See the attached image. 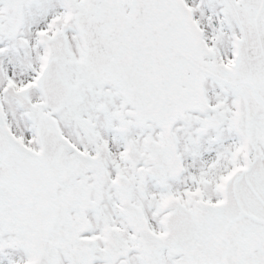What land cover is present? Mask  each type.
<instances>
[{
    "label": "snow or ice",
    "instance_id": "obj_1",
    "mask_svg": "<svg viewBox=\"0 0 264 264\" xmlns=\"http://www.w3.org/2000/svg\"><path fill=\"white\" fill-rule=\"evenodd\" d=\"M0 264H264V0H0Z\"/></svg>",
    "mask_w": 264,
    "mask_h": 264
}]
</instances>
